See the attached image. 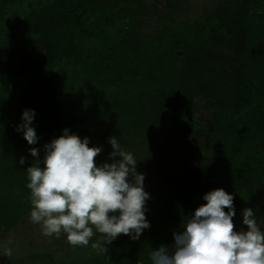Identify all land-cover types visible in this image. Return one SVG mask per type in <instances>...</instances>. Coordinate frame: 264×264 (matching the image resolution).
I'll use <instances>...</instances> for the list:
<instances>
[{
  "label": "trees",
  "instance_id": "1",
  "mask_svg": "<svg viewBox=\"0 0 264 264\" xmlns=\"http://www.w3.org/2000/svg\"><path fill=\"white\" fill-rule=\"evenodd\" d=\"M148 9L143 0H1L0 227L5 232L33 208L27 168L36 161L29 149L39 148L42 160L44 145L65 128L102 148L98 165L112 161L110 137L125 151L156 131L167 136L170 148L176 134L191 131L199 140L222 145L182 176L172 173L165 147L156 159L137 157L138 173L155 171L165 182L150 186L144 180L151 227L139 240L121 234L105 245L107 251L94 229L89 244H99L100 254L81 264H151V252L161 245L171 248L173 234L206 203L203 195L217 188L234 194V230L247 229L245 208L264 220V200L256 195L264 190V0H221L195 22L167 16L159 35L143 37L139 29ZM26 109L36 111V145L17 131ZM202 109L212 120L202 117Z\"/></svg>",
  "mask_w": 264,
  "mask_h": 264
},
{
  "label": "clouds",
  "instance_id": "2",
  "mask_svg": "<svg viewBox=\"0 0 264 264\" xmlns=\"http://www.w3.org/2000/svg\"><path fill=\"white\" fill-rule=\"evenodd\" d=\"M35 115V109L24 110L17 126L29 145L40 140L33 126ZM109 143L113 162L99 165L95 158L102 148L90 146L88 137L67 128L44 145L42 160L39 148L29 149L36 161L27 168L33 205L30 218L45 236L64 233L70 245L88 246L95 229L102 234L107 251L105 245L121 234L139 240L151 227L146 218L150 194L144 189V174L137 172L138 161L118 138L110 137ZM24 163L21 157L20 164ZM203 200L206 203L189 217L183 231L173 234L174 245H161L151 252V264H264V221H257L254 210L244 209L247 229L236 231L234 194L217 188L204 194Z\"/></svg>",
  "mask_w": 264,
  "mask_h": 264
},
{
  "label": "rangeland",
  "instance_id": "3",
  "mask_svg": "<svg viewBox=\"0 0 264 264\" xmlns=\"http://www.w3.org/2000/svg\"><path fill=\"white\" fill-rule=\"evenodd\" d=\"M148 5L144 21L139 29L140 35H159L163 26V18L169 16L181 20L195 22L204 10H209L221 0H143ZM174 1V9L170 2ZM1 3V0H0ZM6 6V5H5ZM4 6V8H5ZM172 12V13H171ZM199 100H197L198 102ZM201 102L199 101V104ZM202 117L206 121L212 120L211 116L202 109ZM135 145L129 146L126 151L134 158L143 159L146 155L158 156L163 147L169 150L173 160L172 173L175 176L186 174L191 168L203 165L206 160L215 155L222 145L214 142L199 140L193 131L176 134L172 148L168 146L167 136L161 131L149 133ZM109 162V161H107ZM113 161H110L111 163ZM145 170V169H144ZM145 180H150V186L164 185L162 179L156 177L155 171H143ZM258 197L264 200V190L256 191ZM30 213L7 232L0 227V264H81L83 258H91L100 254V247L72 246L67 241V234L45 236L39 224L31 222ZM24 221V222H23ZM264 221V220H263ZM264 230V226H262ZM11 255H7L8 251Z\"/></svg>",
  "mask_w": 264,
  "mask_h": 264
}]
</instances>
